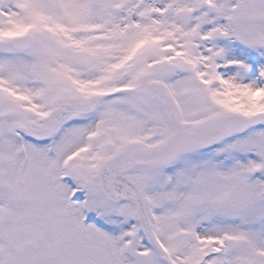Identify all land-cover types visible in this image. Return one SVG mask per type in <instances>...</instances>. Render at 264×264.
Instances as JSON below:
<instances>
[{
    "label": "snow or ice",
    "instance_id": "6c2138e0",
    "mask_svg": "<svg viewBox=\"0 0 264 264\" xmlns=\"http://www.w3.org/2000/svg\"><path fill=\"white\" fill-rule=\"evenodd\" d=\"M0 264H264V0H0Z\"/></svg>",
    "mask_w": 264,
    "mask_h": 264
}]
</instances>
